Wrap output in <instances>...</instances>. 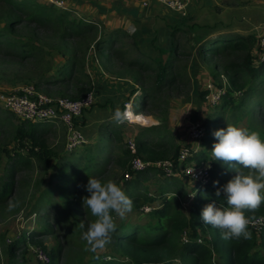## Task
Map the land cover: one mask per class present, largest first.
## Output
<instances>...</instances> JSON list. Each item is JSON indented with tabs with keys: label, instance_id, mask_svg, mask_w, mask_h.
<instances>
[{
	"label": "rangeland",
	"instance_id": "374dc122",
	"mask_svg": "<svg viewBox=\"0 0 264 264\" xmlns=\"http://www.w3.org/2000/svg\"><path fill=\"white\" fill-rule=\"evenodd\" d=\"M71 1L68 0L70 3ZM89 1L91 0H80V2ZM94 1L96 4L94 12H82L78 9L71 10V12L66 11L70 14L71 19L81 21L83 25H91L97 28V32L90 33L88 36L72 38L63 42L60 35L64 28L55 26L40 27L29 20L26 15H24V20L20 21L18 26L12 31L6 32L10 41H19L28 51H36V57L22 61L20 58L7 55L4 52L8 51L5 44L2 46L0 49V96L12 94L25 87H33L52 99L61 97L59 91H63L67 95L66 97L70 98L75 93L69 89L68 85L55 87L52 84H47L44 78H52L53 80L63 77L61 76L62 71L63 73L65 70L67 72L74 71L78 68L74 65V62L82 59L81 56L76 55V51H81V54L87 51L86 72L99 66V63L102 65L106 63L109 65L108 70L111 74L120 76V74L130 71L131 75H134L131 78L135 79L136 82L122 86L121 90L120 85H94L92 82L93 92L96 87L101 91L100 95L98 90L95 93L98 95L96 97L100 99V102L97 103L98 100L96 99V103L84 114L91 113L94 106L98 105V109L102 110L112 108L111 114L113 115L117 108L123 112L126 105L130 104L134 107L135 113H132L131 107H129V113L134 119L133 121L136 122L119 123L113 117L107 119L99 124L92 136L87 135L89 140L86 145L73 152H68L66 149L68 132L61 121L40 124L46 132L37 145L29 140L19 143L16 135L17 128L28 121L19 118L14 113H10L0 102V180L6 175L11 160L18 155L28 156L35 148L42 156L45 155L46 151L50 152L46 158V163L35 161L33 168L16 174L17 195L3 210H0V255L2 262H7L9 259L10 264H42L34 253L35 246L39 245L44 248L48 255H51L53 251L57 252V249L61 247V257L50 264H89L95 252L106 253L108 260H111L110 257L114 256L123 259L118 254H111L113 243L110 238L103 248H98L95 251L91 250V246L83 238V232L87 230L86 224L79 219L78 214L72 215V197L68 196L67 193L69 181L58 178L59 172L64 170L65 167L71 166L73 161L82 156L92 155L96 157L100 144L108 147L101 158L113 155V161H115L117 159L116 155L122 156L119 152L118 143L116 142L114 147L108 136L103 135V132H105L103 127L109 129L112 127L119 128L122 131L124 137V143L120 145L122 150H128L127 142L129 140H135L139 145V140L142 139L143 142L148 141L152 144L163 142L165 144H175L181 148L188 147L194 150V161L203 156H205V161H210L215 158L211 154L212 145L216 139L212 133L217 129L231 125L233 112L232 109H228L226 98L232 97L235 103L241 101L240 92L231 86L230 73L220 67L225 61L209 55L201 56L198 51L194 53V57L188 54L189 51L179 52V49H176L179 40L173 41L171 35L167 39L171 44L170 50H168L170 61L167 69L158 68L159 62L155 63V67L148 70L138 71L128 68L127 62L133 59V55L127 51H134L130 47V40L123 39L120 42V30H117L119 34L111 37L112 34H108L107 31L109 30L106 25L107 20L111 19L113 22L112 18L117 17V14L120 15V0ZM29 3L50 7L45 0H33ZM53 9L57 13L55 15L64 13L63 10ZM108 12L111 13L107 16ZM8 22L5 18V9L2 7L0 9V30L5 29ZM186 35L192 41L191 32H187ZM5 40L6 38L3 39V41ZM109 51L113 56H110ZM183 53H185L183 57L178 58L179 54ZM133 54L136 58L135 53ZM173 58L178 61L174 63ZM126 60L127 62H125ZM120 61L125 64L120 65ZM254 65L256 67L260 66L255 62ZM161 70H164L168 75V81L177 73H180L181 78L172 86L167 83L160 84L158 75ZM248 79L249 77L244 78V80ZM181 80L184 83H181ZM263 81V76H259L258 79L253 81L254 92L245 100L247 108L244 107V109L253 110V114H249L246 119H239L233 124L237 127L258 132L261 139H264L263 118L259 120H256V118H259V114L264 111L261 104L258 106L254 102H264ZM209 85H213L216 89L225 93L223 102L218 106L213 105L208 98L210 95ZM206 92V97H203V93ZM248 103L250 104L248 105ZM137 116L143 118L139 120ZM251 117L252 119L254 117V119L252 120ZM197 123H201L205 129V136L201 143L194 140L191 135L193 127ZM86 124L87 119L83 116L78 125L80 128H85ZM113 161L109 164V173L105 179L106 181L113 180L119 183L129 196L135 190L132 187L129 188L123 181V173H126L125 169ZM146 176H148V180L143 181L141 179L142 186L136 192H141L142 195L155 196L151 197L153 201L143 206L144 203L141 200L137 205L140 207L132 205L131 210L123 218L113 212L112 215L117 225L143 226L148 223H155L157 217L154 215V211L164 206L166 197L169 198L174 195V185L168 186L170 179L153 170L147 173ZM174 179L185 185V197L179 198L178 201L181 210L189 214L197 200L196 195L200 188H197L194 182L188 179L182 177ZM165 187H169L167 195L165 194V191H167ZM50 202L59 208V214L52 213L54 215L50 223L52 230L42 232L48 226L42 222V219ZM40 205H43V208L40 213H36L34 208ZM147 205L153 208L149 213L143 210ZM253 217L250 216L249 218ZM63 223H68L69 228L66 231L59 226ZM81 223L84 225L83 228L80 227ZM33 231L36 233L35 244L37 245L28 246L24 250L22 246L20 250L15 252V257L10 259L9 244L22 238L25 233ZM189 235L187 231L188 240L190 239ZM182 239L184 242V236H182ZM198 241L207 245L211 243V236L202 231L201 227H199ZM226 260L229 262V256L226 257ZM173 263L180 264L179 257Z\"/></svg>",
	"mask_w": 264,
	"mask_h": 264
},
{
	"label": "trees",
	"instance_id": "16d2710c",
	"mask_svg": "<svg viewBox=\"0 0 264 264\" xmlns=\"http://www.w3.org/2000/svg\"><path fill=\"white\" fill-rule=\"evenodd\" d=\"M29 2H33V0H0V9L2 7L5 9V18L9 21L7 27L0 30V49L5 44V48L8 51L4 52L9 56L20 58L22 61L36 57V51H28V49L23 47L24 45L20 44L19 41H10L6 34L7 31H12L20 24V21L24 20V15L40 27L55 26L64 28L60 35L63 42L68 39H76L97 32L95 26L83 25L81 21L71 19L69 13L64 12L55 15L57 13L52 7L39 4L31 5ZM18 15L20 16L19 18L17 17ZM4 38H6L5 41H3ZM256 44L257 39L255 36H248L246 38L239 37L234 41H227L225 38H218L202 45L198 51L201 56L209 55L225 61L220 67H222L224 71L230 73V83L232 88L238 90L241 94V101L239 103H235L232 97L226 98V104L229 106V108H227L232 109L233 112L232 121L230 123L231 125L235 124L239 119L244 120L249 114H253V110L244 109V107L247 108V102L245 100L254 92L255 87L253 81L258 79L259 76H263L264 78V64L259 67L254 66V56H252V52ZM76 55L81 56L82 58L81 60H76L74 62V65L77 66L79 70L78 68L74 71L70 70L68 72L65 70L64 73L63 71L61 73V76L63 77H58L53 80L52 78L49 79L45 77L44 81L55 87L64 84L68 85L69 89L73 90L75 93L70 96V98L73 100H80L93 91V85L91 77L87 74L85 68L87 51H84L82 54L81 51H76ZM75 66L74 68H76ZM159 72L158 80L160 81V84L167 83L172 86L181 78L180 73H177V75H174V77L168 81L165 71L161 70ZM245 77H249V79L244 80ZM181 83H184V81L181 80ZM59 93L61 97L67 96L63 91H59ZM206 95L207 92L205 94L203 93L202 96L206 97ZM249 104L250 103H248V105ZM254 104L258 106L261 104L264 111L263 101H255ZM263 113L264 112H261L259 118H256V120L263 118L262 123L264 124ZM40 124L42 123L33 124L32 122H24L20 125L16 131L18 142L24 143L29 140L34 145H37L46 132L41 128ZM103 128L105 130L103 135L108 136V139L113 142V145L116 142L118 143V148L120 149L119 152L122 156L119 154L116 155L117 159L115 161H113V155L101 158V155H103V152H105L108 147L100 144L97 149L96 157L92 155L82 156L76 161H73L71 166L65 167V169L60 171L58 175V178L69 181L67 193L68 196L70 195L72 197V215L75 216L78 214L79 219L81 221L83 220L87 227L90 222L96 219V217L91 214L87 205L83 204V198L88 195L85 190V185L87 184L89 177H95L102 181H106L105 178L109 173V164L111 161L116 162L127 171L129 169L128 161L132 158L129 150H122V147H120V145L124 143L122 131L119 128L114 127L110 129L107 127ZM139 142L140 144L138 145L137 154L143 159L150 161L165 160L169 158L175 160L178 158L182 149L171 143L165 144L162 142L152 144L148 141L143 142L142 139H140ZM36 149L37 148L32 149L28 156L18 155L11 160L6 175L0 180V210H3L17 195V183L15 181L16 174L26 169L30 170L33 168L35 161L46 163V158L50 152L46 151L45 155L42 156L36 151ZM204 157L205 156L199 158L198 161L205 160ZM211 161L213 164L211 183L207 186H197V188H200V191L196 195L197 200L189 214H186L181 210L180 202L178 201L179 198L185 197V185L176 181V179L173 180L172 178H168L170 179L168 186L174 185V195L169 198L166 197L164 206L154 211V215L157 217L155 223H148L143 226H131L125 224L119 226L114 220L116 228L110 236L113 243L111 254H118L120 257H123V259H118L114 256L110 257L112 258L111 260H108L106 253L100 254L95 252L93 253L89 264H174V260L178 257L180 259V264H264V232H257L249 227L248 230L251 232L250 238L245 239L242 237L240 239L225 240L222 238L219 229L213 228L200 221L199 214L201 209L207 203L211 202V200L216 199L217 203L220 205L226 203L223 197L217 198L215 196V189L231 179L235 175L236 170L235 161L224 162L215 160V158L211 159ZM242 171L245 174L249 173V169L247 168L242 169ZM147 173L149 172L140 173L135 179L125 182L129 188L132 187L133 190H135L129 195L134 207H140L137 205L141 200L142 203H144L143 206H145V204H150L153 201L152 198L155 197L148 194L142 195L141 192H136L137 189L142 186L141 179L143 181L148 180V176H146ZM213 181H219V185L214 186ZM168 188L169 187H165V190H167L165 191L166 195L168 193ZM42 208L43 205H40L35 207L34 211L40 213ZM52 213H55V215L59 214V208L52 205L50 202L47 210L44 212L45 216L42 219V222L48 226L47 229L42 230V232L52 230V226H50V223L54 218ZM245 215L248 217L264 216V204H261V206L256 209H245ZM59 226L60 228L63 227L64 231L69 228L68 223H63ZM199 227H201L202 231L211 236L210 245L198 241ZM187 231L190 234V239L188 242L184 243L182 236ZM35 237L36 233L34 231L28 232L25 233L22 238L16 239L9 244V258L12 259L15 257V252L20 250L22 246L24 247V250L28 248V246L37 245L35 244ZM36 247H40V245L35 246V248ZM49 256L52 263L59 259L61 257V247L57 249V252L53 251ZM227 256H229V262L226 260ZM7 263L10 264L9 259L7 260ZM0 264H2L1 255Z\"/></svg>",
	"mask_w": 264,
	"mask_h": 264
},
{
	"label": "crops",
	"instance_id": "0c3cea01",
	"mask_svg": "<svg viewBox=\"0 0 264 264\" xmlns=\"http://www.w3.org/2000/svg\"><path fill=\"white\" fill-rule=\"evenodd\" d=\"M69 4L74 10L78 9L82 12H94L96 6L94 0L89 2L72 0ZM110 13L108 12L107 16ZM116 16L112 18L113 22L111 19L107 20L106 25L109 30L107 32L111 33L112 37L119 34L117 30H120V42L123 39L130 40V47L134 51H127L133 55V59L125 61L128 63V68L138 71L148 70L159 62L158 68L167 69L170 61L168 50L171 47L167 40L169 35L173 41L179 40L176 48L179 52L189 51L188 54L192 57L202 45L214 39L225 38L227 41H234L239 37L259 38L264 29V0H193L189 15L186 17L168 9L158 0H120V15ZM187 32H191L192 41L187 37ZM257 47L256 44L252 56L258 50ZM109 54L113 56L111 51ZM184 54H179L178 58H182ZM173 61L176 63L178 60L173 58ZM121 64L125 63L120 61ZM108 66L106 63L103 65L99 63V66L89 69L90 72L87 71L94 85L115 84L120 85L121 90L122 86L136 82L131 78L134 75H131L130 71L119 76L111 74ZM97 90L100 95L101 91L98 87L94 92L96 93ZM96 96L98 95L95 94L97 99ZM97 100V103L100 102V99ZM112 110V108L98 109L97 105L91 113L84 114L87 124L82 129L86 136H92L99 124L111 119Z\"/></svg>",
	"mask_w": 264,
	"mask_h": 264
},
{
	"label": "clouds",
	"instance_id": "9594fccd",
	"mask_svg": "<svg viewBox=\"0 0 264 264\" xmlns=\"http://www.w3.org/2000/svg\"><path fill=\"white\" fill-rule=\"evenodd\" d=\"M126 111L117 108L113 118L123 122ZM137 116V119H142ZM216 138L211 154L215 160L235 161V175L223 185L213 181L217 198L223 197L224 205L211 200L200 211L202 223L217 228L225 240L250 238V218L245 215V209H256L264 204V139L256 131H250L235 125H227L215 130ZM249 169L245 174L242 169ZM85 190L88 195L83 198L91 214L96 217L90 222L83 238L91 246V250L103 248L115 231L116 224L112 213L123 218L132 208V200L122 186L113 181H102L89 177ZM84 227L83 223L80 225Z\"/></svg>",
	"mask_w": 264,
	"mask_h": 264
},
{
	"label": "built area",
	"instance_id": "2783aa9c",
	"mask_svg": "<svg viewBox=\"0 0 264 264\" xmlns=\"http://www.w3.org/2000/svg\"><path fill=\"white\" fill-rule=\"evenodd\" d=\"M50 7L63 10L64 12L74 10L68 0H45ZM165 7L174 11L181 16H188L190 5L193 0H158ZM258 50L254 55V62L257 65L264 64V29L261 32L258 42ZM210 95L208 96L213 105L218 106L223 102L225 93L216 89L213 85L208 86ZM95 92L88 93L83 99L73 100L68 97L52 99L33 87L23 88L0 96L2 106L14 113L19 118L32 123H54L61 121L67 129L66 149L73 152L79 147L88 143V138L82 128L79 127L78 121L83 117L84 112L92 107L95 103ZM131 107L132 113H135L134 107L126 105L124 111L127 112L123 122L133 123L129 113ZM191 135L194 140L201 143L205 136V129L201 123L194 125ZM127 149L132 158L129 162V169L123 173V181L127 182L135 179L138 174L157 170L165 178H185L196 186H207L211 183L212 161H194V150L183 147L177 159H165L150 161L143 159L137 154L138 144L135 140L127 142ZM194 196V194H193ZM146 213L153 210L151 206L143 209ZM249 227L257 232H264V216L253 217L250 219ZM184 242H188L187 232L184 233ZM34 253L42 264H50L51 259L48 253L41 247L34 248ZM2 264H9L5 261Z\"/></svg>",
	"mask_w": 264,
	"mask_h": 264
},
{
	"label": "bare ground",
	"instance_id": "6f19581e",
	"mask_svg": "<svg viewBox=\"0 0 264 264\" xmlns=\"http://www.w3.org/2000/svg\"><path fill=\"white\" fill-rule=\"evenodd\" d=\"M129 110H130V109H129ZM129 110H128V111H129ZM131 118H132V116H131ZM133 120H134V119H132V122L135 123L136 121H133ZM139 120H141V119H139Z\"/></svg>",
	"mask_w": 264,
	"mask_h": 264
}]
</instances>
